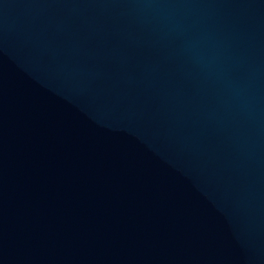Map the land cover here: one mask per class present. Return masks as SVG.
<instances>
[{"label":"water","instance_id":"95a60500","mask_svg":"<svg viewBox=\"0 0 264 264\" xmlns=\"http://www.w3.org/2000/svg\"><path fill=\"white\" fill-rule=\"evenodd\" d=\"M0 264H264V0H0Z\"/></svg>","mask_w":264,"mask_h":264}]
</instances>
